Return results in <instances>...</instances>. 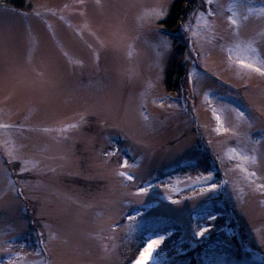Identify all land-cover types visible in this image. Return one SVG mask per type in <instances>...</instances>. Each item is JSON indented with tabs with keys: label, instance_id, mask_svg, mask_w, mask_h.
Masks as SVG:
<instances>
[{
	"label": "rangeland",
	"instance_id": "374dc122",
	"mask_svg": "<svg viewBox=\"0 0 264 264\" xmlns=\"http://www.w3.org/2000/svg\"><path fill=\"white\" fill-rule=\"evenodd\" d=\"M173 1L0 4V264H177L216 208L264 247V0H194L174 94Z\"/></svg>",
	"mask_w": 264,
	"mask_h": 264
},
{
	"label": "trees",
	"instance_id": "16d2710c",
	"mask_svg": "<svg viewBox=\"0 0 264 264\" xmlns=\"http://www.w3.org/2000/svg\"><path fill=\"white\" fill-rule=\"evenodd\" d=\"M193 2L194 0H174L170 5L168 14L161 21L164 33L174 41L173 51L176 58H173L169 63L164 79L166 90L172 94L179 92L181 88L178 80L185 78L183 66L179 63L184 48L178 44L181 38L178 26L186 18ZM0 4L17 10L27 8L24 0H0ZM208 162L209 158L204 154L203 159L196 164L183 166L177 170L182 172L204 171L207 173L211 169ZM216 209L217 215L212 218H206L207 214H203L206 218L203 225L200 226V222L204 219H198L199 228L203 226L208 230L200 236L199 244L196 247H192L187 240L182 239V228L180 225L172 223L168 228L172 230L173 234L163 243L161 249L163 254L167 258L175 259L177 264H264V247H257L253 243L246 242L245 233L238 224L237 216L226 214L224 209ZM28 210L29 218V215H35L33 205H29ZM243 237L245 239H242ZM226 240L233 242L232 245H229ZM241 243L243 245H240ZM142 246L143 242L130 251L127 245H124L123 257L126 264H132L135 261L136 254ZM250 253L254 254V259L249 258Z\"/></svg>",
	"mask_w": 264,
	"mask_h": 264
},
{
	"label": "snow or ice",
	"instance_id": "6c2138e0",
	"mask_svg": "<svg viewBox=\"0 0 264 264\" xmlns=\"http://www.w3.org/2000/svg\"><path fill=\"white\" fill-rule=\"evenodd\" d=\"M209 3H211V0H209ZM232 23H235V21L233 20L232 21ZM245 67H248V68H252L253 67V65H251V64H245L244 65ZM256 72H260L261 73V75H264V71H262L260 68H255L254 69ZM124 167H127V164H126V162H125V164H124ZM121 175H123V173H121ZM129 179H131V177H129ZM214 187V186H213ZM208 229H204L203 231H201L200 233H199V235H203L204 234V231H207ZM161 243V241L160 240H156V241H153V245H152V247H154V246H157V245H159ZM150 254V253H149ZM143 257H142V260L141 261H137L136 262V264H142V261H143Z\"/></svg>",
	"mask_w": 264,
	"mask_h": 264
}]
</instances>
